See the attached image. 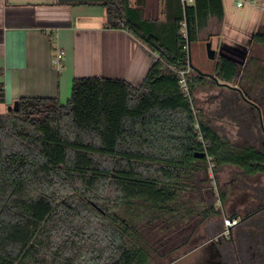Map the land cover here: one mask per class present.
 I'll return each mask as SVG.
<instances>
[{"label":"trees","instance_id":"obj_1","mask_svg":"<svg viewBox=\"0 0 264 264\" xmlns=\"http://www.w3.org/2000/svg\"><path fill=\"white\" fill-rule=\"evenodd\" d=\"M164 1L163 20L131 0L102 5L109 29L127 31L157 55L140 88L79 78L66 105L23 98L18 112L0 115V264H78L82 257L84 264H148L149 254L131 241L140 238L138 223L179 211L184 189L207 174V157L215 172L232 166L245 178L264 175V152L233 145L195 115L180 75L189 70L191 98L208 82L256 103L250 84L258 72L264 77L259 60L251 57L242 71L217 58L213 77L191 69L187 28L193 45L210 17L223 18L222 1ZM255 43L264 46V34ZM197 215L219 214L212 206Z\"/></svg>","mask_w":264,"mask_h":264},{"label":"crops","instance_id":"obj_2","mask_svg":"<svg viewBox=\"0 0 264 264\" xmlns=\"http://www.w3.org/2000/svg\"><path fill=\"white\" fill-rule=\"evenodd\" d=\"M221 1L223 18L210 17L191 45L197 67L209 41L218 58L245 67L255 35L264 34V0ZM104 2L0 0V84L5 91L0 115L23 98L56 99L66 105L79 78L121 79L141 87L157 55L127 31L109 29ZM131 2L144 11H159L163 20L164 0ZM58 51L64 53L59 67L54 63ZM204 67L213 71L214 64Z\"/></svg>","mask_w":264,"mask_h":264},{"label":"rangeland","instance_id":"obj_3","mask_svg":"<svg viewBox=\"0 0 264 264\" xmlns=\"http://www.w3.org/2000/svg\"><path fill=\"white\" fill-rule=\"evenodd\" d=\"M195 52L196 45L193 47V53ZM250 52L249 58L258 59V68L264 71V46L255 44ZM213 64L214 62L208 60L202 50L198 68L201 67L200 69L205 71L204 65L210 67ZM242 68L243 71L245 67ZM256 68V66L252 68L253 73L256 72ZM207 71L212 72L210 68ZM250 86L255 89V92L251 93V98L254 101L257 100L256 105L262 111L261 115L257 108L254 109L253 115H249L247 110L250 105L247 102L242 98H237L231 91L222 87H215L208 82L197 86L192 103L194 110L200 114L202 121L221 137L233 145L241 147L254 146L264 152L262 123L264 121V77L262 78L258 72L256 83L250 84ZM209 175L208 166L207 174L198 175L196 180L189 183V187L184 189L181 197V208L173 216L167 214L163 215L162 218H157V215L155 217L150 215L142 217L137 227L140 238L130 239L143 247L149 254L148 264L168 263L169 258L161 256L162 251L166 247L170 248L171 243L181 237L180 232L187 226L199 223L200 226L197 228L201 234H205L209 227H213L212 223L215 227L218 225L224 227L225 218L232 217L237 210L240 212L247 209L245 205H237L240 196L245 194L246 196L242 199L244 201L248 199L249 202H252L256 196L264 194V175L245 178L240 169L232 166H225L217 172L214 171V181L210 179ZM203 182L205 183L202 185ZM236 187L238 188L236 189ZM107 194L108 191L106 197ZM212 206L219 215L211 216L206 220L203 219V215H197V213L203 214ZM108 207L111 210L112 205H108ZM192 209L194 215L190 216L189 210ZM101 222L102 219L99 218V223L101 224ZM106 223L105 220L104 224ZM88 243L86 242V247ZM186 251L185 249L178 250L174 252V256H181ZM84 260L82 257L78 264H84Z\"/></svg>","mask_w":264,"mask_h":264},{"label":"flooded vegetation","instance_id":"obj_4","mask_svg":"<svg viewBox=\"0 0 264 264\" xmlns=\"http://www.w3.org/2000/svg\"><path fill=\"white\" fill-rule=\"evenodd\" d=\"M243 100L250 105L249 115H253L255 108L261 115L256 103ZM245 196L239 197L237 205L247 209L237 210L231 217L236 221L232 228L225 230L212 223L213 227L201 234L199 223L187 226L180 232L181 237L162 251L161 256L169 258L166 264H264V194L252 202L244 201ZM184 249L187 251L181 256H174V252Z\"/></svg>","mask_w":264,"mask_h":264},{"label":"built area","instance_id":"obj_5","mask_svg":"<svg viewBox=\"0 0 264 264\" xmlns=\"http://www.w3.org/2000/svg\"><path fill=\"white\" fill-rule=\"evenodd\" d=\"M182 2H183V4L184 5H188V4H193L194 3V0H182ZM244 4H243V2H240L239 4H238V7H242ZM63 55H64V53L63 52H60V51H58V53H57V55H56V57H55V59H54V63H55V65H57L58 67L61 65V61H62V58H63ZM189 73V70H187V71H183V72H181L180 73V75H181V87H182V91H183V93L190 99V101L192 102V98L190 97V93H189V88H188V83H187V78H186V76H187V74ZM195 112V115H197V112L196 111H194ZM195 128L197 129V131H199V133H200V127H199V123H196L195 124ZM207 156V155H206ZM207 159H208V164H209V172H210V179H214V176H213V174H214V164H213V160H212V158H210V157H207ZM214 181V180H213ZM235 223H236V221H235V219H233V218H231V217H227V218H225V220H224V228H225V230H228V229H230V228H232L234 225H235Z\"/></svg>","mask_w":264,"mask_h":264},{"label":"water","instance_id":"obj_6","mask_svg":"<svg viewBox=\"0 0 264 264\" xmlns=\"http://www.w3.org/2000/svg\"><path fill=\"white\" fill-rule=\"evenodd\" d=\"M185 7H186V5H185ZM187 38H188V48H187V51H188V63H189V67L191 69H194L195 71H197L199 73H202L201 70H199L193 64L192 51H191V42L189 41L188 28H187ZM206 55H207L208 60H210L212 62L217 61L218 54H217V51L213 49V45H212V42L211 41H209V42L206 43ZM208 75L211 76V77H213L211 74H208ZM12 111H14V112H18L19 111V101H16L13 104V106H10L8 108V112H12ZM196 157L203 159V158H206V154L205 153H198L196 155Z\"/></svg>","mask_w":264,"mask_h":264}]
</instances>
